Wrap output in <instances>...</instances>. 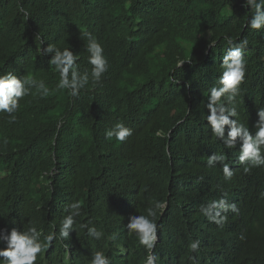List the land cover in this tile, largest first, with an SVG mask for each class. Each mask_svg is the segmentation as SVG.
<instances>
[{"label": "trees", "instance_id": "trees-1", "mask_svg": "<svg viewBox=\"0 0 264 264\" xmlns=\"http://www.w3.org/2000/svg\"><path fill=\"white\" fill-rule=\"evenodd\" d=\"M244 3L0 0V74H31L50 89L47 97L35 90L25 97L15 123L0 113V234L30 226L58 234L66 209L78 201L76 230L68 240L54 239L37 264H90L97 251L111 264H144L147 251L127 224L153 201H163L167 208L156 217L157 264H264V166L244 173L249 165L236 158L239 145L225 147L206 121L208 90L222 74L225 35L249 40L238 119L254 132L264 107V30L245 27L251 9ZM86 32L101 43L109 68L72 97L55 90L52 57L37 50L70 47L81 72L90 73ZM178 59L185 60L181 69ZM118 122L133 131L123 143L105 136ZM160 129L164 137L155 135ZM214 153L226 154L235 172L231 181L221 166H207ZM238 180L247 192L229 202L237 212L221 213L229 227L224 234L200 208L224 192L229 201ZM80 223L104 236L89 238ZM194 240L200 241L196 253L189 250ZM234 241L238 247L229 254Z\"/></svg>", "mask_w": 264, "mask_h": 264}, {"label": "clouds", "instance_id": "clouds-1", "mask_svg": "<svg viewBox=\"0 0 264 264\" xmlns=\"http://www.w3.org/2000/svg\"><path fill=\"white\" fill-rule=\"evenodd\" d=\"M244 7L251 9V19L248 20L245 27L252 30H264V0H245ZM19 12L25 18L31 17V13L23 6L19 8ZM84 37L87 41L86 50L89 53L88 63L92 66L90 73L87 69L81 72L80 65L77 63L79 56L74 54L70 47L62 50L55 44H50L43 50H37L39 55H51L52 57L49 63L54 72L59 75L55 90H67L72 97H77L81 90L86 89L90 80L92 84L98 83L109 68L104 49L97 38L89 32L84 33ZM223 39L227 48L222 57V74L218 79L217 86L208 90L206 107L209 114L206 121L212 134L218 140L223 141L225 147L234 149L239 145V156L236 158L241 164L249 165L243 169L247 174L253 167L264 166V107L257 111L258 121L255 124L254 132H251L249 127L238 119L237 106L240 102L238 98L247 72L248 61L245 50L249 45V40L247 37L237 40L230 35H225ZM212 46H214V42L209 45V47ZM184 63L185 60L178 59L177 68L181 69ZM173 83H179V81L174 80ZM33 90L41 97H47L50 94V89L45 82L37 80L34 75L28 74L18 78L13 71L0 74V113L6 115L9 124L16 122V113L20 110L21 101L32 95ZM226 127L228 129L227 136H225ZM132 135V129L126 127L122 122L116 123L105 132L106 138H115L121 143ZM155 135L164 137L165 133L160 129L156 131ZM225 161V153H214L207 158V166L210 168L221 166L224 180L229 182L235 172ZM40 179L44 181V176H41ZM245 192L247 190L238 180L234 183L232 198L229 201L228 194L224 192L219 200H213L206 206L202 205L200 211L210 222L218 225L225 234L229 230L227 225H223L227 216L221 213L237 212L236 204L229 202L235 196L241 197ZM166 208V202L153 201L152 206L145 210L146 214L129 218L127 224L129 235H134L139 245L147 251L144 264H157L159 259L154 252L157 243H159L156 217L158 213L162 214ZM81 209L82 205L78 201L68 206L66 209L68 214L63 217L58 234L53 232L44 235L42 230H38L36 226H30L23 231L13 227L10 233L0 234V241L6 243V247L0 249V264H37L38 257H42L52 246L54 239L57 237L62 241L69 239L70 232L76 230L74 226L77 225V217L81 215ZM78 227L81 230L86 229V235L91 239L99 240L104 236L102 231H98L95 226L90 227L88 223H80ZM199 249V240L190 243L189 250L191 252L196 253ZM192 259L195 260L196 257L193 256ZM90 264H111V259L103 251H97L92 255Z\"/></svg>", "mask_w": 264, "mask_h": 264}, {"label": "bare ground", "instance_id": "bare-ground-1", "mask_svg": "<svg viewBox=\"0 0 264 264\" xmlns=\"http://www.w3.org/2000/svg\"><path fill=\"white\" fill-rule=\"evenodd\" d=\"M215 231V230H214ZM238 242H236V241H234V242H232L231 244L233 245H231V244H228V246L227 247H230V248H228V249H230L229 250V254H232L233 253V250H235V248H236V245H238L237 244ZM123 253V251L121 252V254ZM234 254V253H233Z\"/></svg>", "mask_w": 264, "mask_h": 264}]
</instances>
